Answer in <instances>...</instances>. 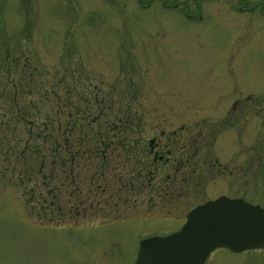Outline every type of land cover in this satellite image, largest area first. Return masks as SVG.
I'll list each match as a JSON object with an SVG mask.
<instances>
[{
  "label": "rangeland",
  "instance_id": "obj_1",
  "mask_svg": "<svg viewBox=\"0 0 264 264\" xmlns=\"http://www.w3.org/2000/svg\"><path fill=\"white\" fill-rule=\"evenodd\" d=\"M135 105L142 133L165 106L185 109L187 126L218 125L202 148L238 170L247 160L248 174L164 202L145 178L116 207L129 164L125 175L115 124ZM71 112L88 125L70 139L87 160L80 178L50 159ZM104 166L115 198L91 208L86 181ZM242 195L264 207V0H0V264H134L142 241L176 233L192 208ZM206 264H264V250L219 249Z\"/></svg>",
  "mask_w": 264,
  "mask_h": 264
},
{
  "label": "flooded vegetation",
  "instance_id": "obj_2",
  "mask_svg": "<svg viewBox=\"0 0 264 264\" xmlns=\"http://www.w3.org/2000/svg\"><path fill=\"white\" fill-rule=\"evenodd\" d=\"M238 102L234 103L231 112H234L238 108ZM147 108H139V106H130L126 110L122 119H118L115 124L116 130L123 131L119 133L120 136L127 134L126 141L129 142L128 153L122 147H115L119 150V156L124 157V160H129V172L127 167H123L126 172V180L121 179V185L118 187L116 207L119 204L127 205L130 203V198L137 194L136 184L139 181H144L150 185L149 189L153 195L150 199H160L162 202L171 201L173 196L182 198L185 193L186 187L189 184H194L200 187L205 184L207 179L216 177L232 178L238 172H242L243 176L248 174L247 160L238 170L237 166L233 165V159L222 163V161L215 157L212 153L205 152L206 149L202 148V142L213 138L214 129L217 130L218 125H213L212 128L200 127L201 123H196L192 126H187L183 119L185 118L186 110L174 107H164L163 112L154 108L148 113L153 114L155 118L154 124L146 127L145 133H142L143 123L147 113L143 111ZM221 111V110H220ZM230 112V114H231ZM173 114L170 119L165 117V114ZM235 113V112H234ZM157 114V116L155 115ZM175 114H177L175 116ZM228 122H225L227 124ZM146 125V124H145ZM125 133V134H124ZM146 135V137H144ZM141 160V163L139 162ZM144 164V165H143ZM128 177L130 178L128 181ZM162 178L165 180L163 181ZM95 183V180H93ZM106 182V181H105ZM153 182H156L155 189H152ZM100 183V180L98 181ZM110 185L103 183V186H98V189L94 190L89 187L90 193L87 196V200L91 202V208L95 202L100 206L101 198H105L112 193ZM142 192V190L140 191ZM199 195L202 192L199 191ZM130 196V198H128ZM103 198V199H104ZM233 199V198H230ZM244 199L242 195L241 198ZM212 200H216L215 198ZM205 200L203 204L212 201ZM246 201V200H245ZM115 207V208H116Z\"/></svg>",
  "mask_w": 264,
  "mask_h": 264
},
{
  "label": "water",
  "instance_id": "obj_3",
  "mask_svg": "<svg viewBox=\"0 0 264 264\" xmlns=\"http://www.w3.org/2000/svg\"><path fill=\"white\" fill-rule=\"evenodd\" d=\"M264 249V208L222 197L195 208L182 229L141 242L134 264H205L212 253Z\"/></svg>",
  "mask_w": 264,
  "mask_h": 264
},
{
  "label": "trees",
  "instance_id": "obj_4",
  "mask_svg": "<svg viewBox=\"0 0 264 264\" xmlns=\"http://www.w3.org/2000/svg\"><path fill=\"white\" fill-rule=\"evenodd\" d=\"M53 96H56L57 97L58 95L54 93ZM14 99H17V97H14ZM71 101H72L71 100V97H68V100L66 101V103H63L61 105L62 112H65L66 109L70 108L69 106L71 104ZM69 116H71V114ZM76 116H77L76 113L73 114V119H74L73 122H68L67 127L62 131L61 136H63V137H61V138L63 140L60 141V142L54 141L55 144L51 145L52 147L50 149L52 150L53 154H51L50 159H51L52 166L53 165L54 166H57V164L60 163V166H61L62 171H64V170L66 171L67 168L71 164H75V167H73V168H77L76 169V174H77L78 178H80V177L84 176V173H79V172L81 170L87 171L85 165L81 166L87 160L80 157V155H82L83 152L80 151V150H77V147L75 148V150H73L74 143L70 139L74 138L75 131H78V133L76 134V137L77 136H79V137H81V136L87 137V133H85L84 131L86 130V126H88V125L82 124L81 121H78L77 118H75ZM46 120L47 121H45V122H48V119H46ZM49 127H51V125H49L47 127H44V128H45L46 131H48L47 129ZM68 128L72 129V132L71 133H69V130L70 129H68ZM60 132H61V130H60ZM114 135L116 137V146L124 148L129 153L130 152V150H129L130 149L129 148V146H130L129 144L130 143L126 141V139H125L126 136L125 135L120 136V134H118V135L117 134H114ZM99 140L102 141V144L100 145V147H103L104 150L103 151L99 150V153L101 155L98 154V156L101 158V162H103L104 165H107V161L104 158V154L107 151L105 153H104V151L108 148V146H109L110 143L107 144V145H105L107 143L106 142L107 139H104L103 135L100 136ZM55 156H56V158H55ZM123 162H125L124 166H126L127 164L130 163L129 160H126V161H123ZM7 164H8V162H7ZM79 166H81V167H79ZM100 167H101V165H100ZM102 168H103V172L101 173L100 178L98 180L102 179V177H105L104 175L107 173V171L104 170L105 166L102 167ZM87 172H89V171H87ZM90 177L91 176H89V179L86 181V187H87V189H84V191H86L87 194L90 193V191H89L90 189H88V187L91 188V186H95V185H98V186L100 185V187L103 186V184L101 183V181H100V183H97V182L94 183L93 182V180H97L96 177H92V178H90ZM84 186H85V184H84ZM53 189L51 190V192L53 191ZM77 191L78 192L79 191L82 192L83 190L81 188H78ZM51 205L52 206H55L54 202H51ZM61 222L62 221L59 220L57 222V225H60Z\"/></svg>",
  "mask_w": 264,
  "mask_h": 264
}]
</instances>
